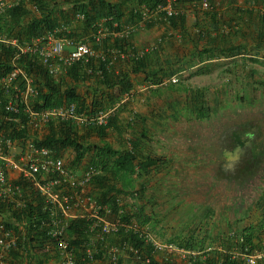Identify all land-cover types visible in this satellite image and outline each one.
Returning a JSON list of instances; mask_svg holds the SVG:
<instances>
[{
	"label": "trees",
	"instance_id": "trees-1",
	"mask_svg": "<svg viewBox=\"0 0 264 264\" xmlns=\"http://www.w3.org/2000/svg\"><path fill=\"white\" fill-rule=\"evenodd\" d=\"M161 1L166 0H119L117 3L110 0H17L13 6L0 15V31L17 40L15 46L11 44L0 46V79L11 74L17 67L23 72L17 78L21 89L26 88L28 78H33L34 86L39 91L38 96L30 97L21 103L20 122L11 120L4 108L7 98L13 95L14 90L10 89L8 94L3 95V102L0 104V136L4 134L11 137L17 140L18 144L33 142L46 146L56 156L67 157L69 166L75 171L82 168L85 160V170L91 168L99 170L98 175L91 182L99 202L111 207L115 214L121 216L124 224L133 225L135 222L143 228L148 222L144 211L136 204H123L122 197L129 199L133 194L135 197H140L143 192H134V190L130 192L134 177L142 178L150 175L160 167L164 160L154 154V150L146 151L148 136L145 133L140 136L133 133L121 149H115L107 138L113 131H120L119 117L127 110V100L134 89L131 75L148 73V56L141 60L134 59L131 54L134 49L130 42L131 38L119 39L110 36L101 44L96 45L94 35L103 20H108L106 25L111 29L114 28V24H119L116 31H121L125 24L132 25L142 18L144 6L153 7ZM183 1L179 0V4ZM131 3L134 7L130 6ZM124 6H128L129 14L125 13ZM78 13L85 16V19L79 22L84 23L87 30L91 31L89 32L90 38H85V26L81 30L75 24L78 21L76 18ZM26 19H29V22L25 24ZM184 21L185 16L181 12L179 15L159 22H165L177 28L178 24ZM49 33H56L59 37L68 36L78 42L93 43L96 48L99 47L104 51L105 57L104 59L102 57L91 58L88 62H78L69 68L65 75L52 76L41 64L36 53L23 51L24 48L32 45L34 40ZM260 34L264 44V30ZM112 48L119 49L124 57L122 55L115 61L110 54ZM122 61L128 63L129 70L121 69ZM167 69L166 65L157 74H149L151 81L156 82L154 78H160L161 73L171 77L172 74H169ZM172 86L175 87V85ZM122 102L125 105L124 108L117 106L122 105ZM73 104L77 106L78 112L85 113V115H95L101 110L115 107L118 109L109 118L106 126L88 125L80 129V126L73 121L55 120L39 130L33 129L29 124L30 119L24 111L30 108L35 112H40ZM82 129L84 132H81ZM89 156L91 159H88ZM15 185L22 187L23 194L19 198L0 199V226L4 225L8 229L15 230L21 239L19 247L21 250H13L10 256L14 257L16 264H46L44 258L49 256L51 246L55 247L54 242L47 236V233L34 229L28 222L29 217L41 211L45 200L24 178L21 177L15 181ZM18 202H22L21 206ZM128 207L131 212L128 211ZM137 209L140 212H137ZM120 210L123 211L122 214ZM261 224L264 225V221ZM256 225H251L241 233L234 232L237 234L235 236L231 237L233 233L231 232L217 240L211 238L209 234L202 235L197 231H192L191 235L177 245L188 250L204 251L208 242L212 245L218 243L220 250L207 253L205 258H202L203 255L194 258L193 264H242L231 260L234 249L238 248L239 251L243 249V244H239V235L245 238V242L252 249L263 245L264 241L256 238ZM137 230L139 229H121L116 235L121 236L122 244L129 243L149 255L152 259L151 264H161L154 258L152 246L146 243L145 238ZM69 234L72 239L71 243L75 247L81 249L84 244L85 250L91 247L87 234V221L81 219L72 221ZM106 259L103 252L95 256V261ZM134 264L140 263L134 260Z\"/></svg>",
	"mask_w": 264,
	"mask_h": 264
},
{
	"label": "crops",
	"instance_id": "crops-1",
	"mask_svg": "<svg viewBox=\"0 0 264 264\" xmlns=\"http://www.w3.org/2000/svg\"><path fill=\"white\" fill-rule=\"evenodd\" d=\"M110 1L119 2V0ZM211 3L212 10L206 11L194 1L184 0L179 7L185 16V21L178 24L177 28L165 22H159L161 24L159 37L155 38L156 34H149V31L136 32L130 37L133 48L137 50L155 43L159 38L163 39V43L158 51L148 56V73L131 75L134 89L127 100L129 103L127 110L119 117L120 131L110 133V135L115 134L114 142L117 144L113 145L115 149H121L133 133L137 136L145 133L148 136L146 151L152 149L154 154L164 160L160 167L150 175L142 178L135 176L130 187V192L133 190L143 192L140 197L130 195L132 196L130 202L132 201L131 204H136L139 209L143 210L148 220L144 228L135 222L132 227L153 233L157 237L155 239L164 244L179 245L192 234V231H197L202 235L209 234L211 238L217 240L231 232L241 233L251 225L257 224L248 220L250 218L249 209L244 208L243 205L236 208L232 204L223 208L217 205L209 208L204 201L203 205L189 201L187 195L185 193L183 195V191H175L173 187L181 174L176 168L173 172L172 168L188 165L199 167L205 161L223 168L231 182H234L237 176L238 180L240 178L242 180L240 172L232 171L233 167L240 164L244 156V153L242 154L244 148L241 145L235 148L232 142L242 138L232 137L236 130L240 134L249 125L241 124L230 128L220 126L222 127L220 136L217 134L213 139H208V142H197L203 146L195 150L210 152L208 156L205 154L201 156L198 153L190 157L184 156L181 159L169 157L167 154L162 156L170 147L169 142L162 143L164 142L163 137L167 135V130L163 127L164 120L169 119L170 116L176 115V120L192 118L195 121L204 122L213 118L216 120L224 118L228 121V119L232 120L236 113L264 109V44L260 34L264 30L262 23L264 0H211ZM130 6L134 7V4L131 3ZM124 10L128 13V6H124ZM125 19L127 20L126 16ZM28 22L29 19H26L25 24ZM77 23L82 22L76 21L75 24ZM82 24L81 30L85 26V38H90L89 32L91 31L87 30L84 23ZM150 28L152 29V26ZM3 35L8 39H15L4 32ZM151 39L154 42L147 43L151 42ZM92 44L90 43L94 46ZM175 56H177L176 60L172 61ZM169 58H171V68H177L176 73L180 79L177 102L172 105L169 104L172 102L169 94L153 95L158 86L172 87V84L168 82L171 77L161 73L159 82H157L159 77L154 78L156 82L151 81L149 77V74H157L160 69L163 70V64ZM127 64L126 61H122L121 69L129 70ZM121 104L117 106H121L120 108L125 106L123 102ZM116 109L118 108L113 109L114 113ZM156 118L162 120L163 123L161 125H157L159 122L154 123ZM219 144L221 145L220 156L213 157L211 153L218 152L217 145ZM256 146L261 150L264 149L259 143H254L251 149L254 150ZM88 159L91 157L89 156ZM21 168L22 165L17 161L9 165L8 175L12 181L19 179L22 174ZM82 168H85V160ZM230 169L231 171L228 172ZM175 174H178L175 178L171 176ZM128 209L131 212L130 207ZM203 213H205V218ZM203 225L206 231L202 230ZM109 241L113 245H121L123 242L121 236L117 235H111ZM208 244L212 243L208 242ZM213 245L215 250L221 249L218 243ZM153 255L161 264H193L194 258L200 256L185 260L179 253L168 254L157 251ZM44 260L46 264H59L53 248ZM119 262L120 264H134V260L127 253L120 255ZM12 263L16 264L7 261V264ZM88 264H111V262L106 259Z\"/></svg>",
	"mask_w": 264,
	"mask_h": 264
},
{
	"label": "built area",
	"instance_id": "built-area-1",
	"mask_svg": "<svg viewBox=\"0 0 264 264\" xmlns=\"http://www.w3.org/2000/svg\"><path fill=\"white\" fill-rule=\"evenodd\" d=\"M193 1L203 10L210 11L213 8L211 0ZM14 4V0H0V15ZM142 12L143 16L139 21L132 25L125 24L121 31H116L119 24H114V28L111 29L106 25L108 20H103L99 25V30L94 35L96 45L101 44L110 36L119 39L130 38L150 24L181 13L179 0L161 1L153 7L146 5ZM76 18L78 21H82L85 16L78 13ZM262 23L264 26V15ZM162 43L163 39L159 38L155 43L140 50L134 48L131 54L135 60H141L158 50ZM1 44L15 46L17 40L6 38L0 31V46ZM23 51L36 53L48 73L55 77L65 75L69 68L78 62H88L91 58L102 57L104 59L105 57L104 51L99 47L91 46L85 41L78 42L68 36L59 37L56 33H49L37 38L32 45L27 46ZM110 54L115 61L123 55L117 48H112ZM21 73H23L21 69L16 67L11 74L0 79V104L3 102V95L8 94L10 89L14 90L13 95L7 98L4 108L10 119L16 122H20L19 115L22 111L21 103L23 100H28V98L36 97L39 94L37 87L34 86L33 78H28L26 88L21 89L17 82ZM168 82L176 85L180 83V79L174 76ZM113 109L101 110L95 115H85V113L78 112L77 106L73 104L40 112H35L30 108H26L24 111L30 119L29 124L32 125L33 129L39 130L55 120L73 121L80 127L88 125L106 126L114 113ZM15 161L22 165V174L19 179L24 178L45 200L40 211L41 214L39 212L29 217L28 222L31 227L47 233V236L53 240L55 247L51 246V248L54 247L59 264H88L95 261V256L100 252H103L111 264H118L122 253H127L140 264L152 263L149 255L141 249L134 248L129 243L125 242L121 245L110 243V236L118 234L121 229L132 230L136 228H133V225L124 224L121 216L115 214L111 207L99 202L96 191L91 186L92 180L99 173L97 168L72 170L67 159L56 156L50 148L33 142L18 144L17 140L2 134L0 136L1 200H13L23 194L22 187L15 185V182L8 175V167ZM21 203L18 202V205L21 206ZM122 213L123 211L120 210V214ZM79 219L87 221V234L91 247L86 250L85 244L80 249L71 243L69 228L72 221ZM137 231L145 238L146 243L152 246L154 253L157 251L168 254L179 253L183 259L189 260L197 255H203L204 258L207 253H212L215 250L212 244H207L204 251L188 250L174 243L159 242L147 230L139 229ZM235 235L237 234L231 233V237ZM239 236V244H243V249L240 251L238 248L234 249L231 260L242 264H264V242L260 248L252 249L245 242V238L242 235ZM20 240V236L15 230L8 229L4 225L0 226V264H7V261L15 262L14 257L10 254L13 250H21L19 248Z\"/></svg>",
	"mask_w": 264,
	"mask_h": 264
},
{
	"label": "rangeland",
	"instance_id": "rangeland-1",
	"mask_svg": "<svg viewBox=\"0 0 264 264\" xmlns=\"http://www.w3.org/2000/svg\"><path fill=\"white\" fill-rule=\"evenodd\" d=\"M76 25L79 28L83 27L82 23H77ZM150 26H152V29L150 28ZM150 26L139 30L137 33H146V31H149V34H156L155 38L159 37L161 35V24L159 22H156L151 24ZM150 41L151 42L147 43L154 42L153 39H151ZM176 58L177 56H175L174 60L172 61H175ZM170 60L171 58L165 61V63L169 62L167 65L169 67L167 69L168 73L172 74L171 77H178L176 73L177 68H170ZM164 64L163 67L165 66ZM159 81L160 78L157 82ZM178 85H175V87L172 86L173 89L172 87L168 88L167 86H158L155 88L153 95L158 96L159 94H164L165 96V94H169L170 98H172L170 99V101L172 102H170L169 104H176L177 96L179 95L177 91ZM164 88L167 89L165 90ZM157 110L161 111L160 108H157ZM173 117L170 116L169 119L164 120L163 127L166 128L167 135L163 137L164 142L162 143L169 142L170 147L168 148V151L164 152V155L162 156H165L167 154L169 157L180 159L184 156L190 157L197 153L201 156H204V154L208 156L210 152L195 150L196 148L203 146L197 144V142H208L207 140L210 138L213 139L215 135L217 136V134H219L218 136H220L222 127L230 128L231 126H240L241 124L247 126L249 125V127H246L245 130L243 129V132H240V134L237 131H235L234 134V137L239 136L240 138H242L240 139V141H238L237 139L236 144H241V146L244 148V152H242V154L244 153L245 156H243V160L239 162L240 164L238 166L233 167L232 171L235 170L240 172L242 180L241 178L240 180H238L237 176L236 180L234 182H231L230 179H228V177L225 175L226 171H224L223 168H221L220 166H213L212 164H209L208 161H205L199 167L188 165L182 167L175 166L174 168H172L173 172L176 168L181 174V177L176 180L177 182L173 185V187L175 191H183V195L185 193L189 201L197 204L202 203V205L204 204V202H206L207 207L209 208H214L213 206L216 205L218 207L222 206L223 208L224 206H230L231 204L235 208L239 205H243L244 208H248V212L250 214V218L248 220H250V222L257 223L256 238L257 240L260 239L263 242L264 225H262V222L260 221H264V149L261 150L258 146H256V150L254 149L255 151L253 149H251L249 152L246 151L249 146H251L252 148V145L254 143H259L264 147V109L262 111H245L236 113L234 115V118L232 120L228 119V121H225L224 118H219L218 120H216V118H213L210 121L208 120L200 122L195 121L192 118L176 120V115H173ZM161 121L162 120H160L159 118H156L153 122H159L157 125H161L163 123V121ZM252 124L254 125V127ZM215 131L218 133H216ZM114 137L115 134L109 135L107 141H109L112 145H117L114 142ZM234 146L236 145L234 144ZM217 147L218 152L214 151L213 153H211L213 157L220 156L219 151L221 145L219 144L217 145ZM246 153L248 157H246ZM250 168H252V170ZM230 171L231 169L228 172ZM177 175L175 174L171 176L175 178V176ZM173 183L174 182H172V184ZM170 189L172 190V188ZM209 197L211 198L208 199ZM131 198L132 196H130L129 200L127 199L125 201L124 199L126 198L122 197L123 203H129L130 205L132 202H130ZM240 208L241 207H239V209ZM203 214V217L205 218V213ZM202 230H207L204 225ZM152 235L157 239V237L153 233Z\"/></svg>",
	"mask_w": 264,
	"mask_h": 264
},
{
	"label": "flooded vegetation",
	"instance_id": "flooded-vegetation-1",
	"mask_svg": "<svg viewBox=\"0 0 264 264\" xmlns=\"http://www.w3.org/2000/svg\"><path fill=\"white\" fill-rule=\"evenodd\" d=\"M237 131V130H236ZM232 138H235V137H232ZM250 138V137H249ZM229 141V140H228ZM234 142V143H233ZM232 143H233V145L235 144L236 146H235V148L236 147H238V146H240L241 144H236L237 143V140L235 139L234 141H233ZM251 150V146H249L248 148H247V151L246 152H249ZM245 156V155H244ZM246 157H248L247 156V153H246Z\"/></svg>",
	"mask_w": 264,
	"mask_h": 264
}]
</instances>
